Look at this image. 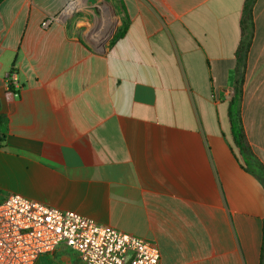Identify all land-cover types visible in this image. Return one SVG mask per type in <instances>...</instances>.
Returning <instances> with one entry per match:
<instances>
[{
  "label": "crops",
  "instance_id": "0c3cea01",
  "mask_svg": "<svg viewBox=\"0 0 264 264\" xmlns=\"http://www.w3.org/2000/svg\"><path fill=\"white\" fill-rule=\"evenodd\" d=\"M245 3L0 1L2 193L150 241L160 264H264V184L232 150ZM253 15L238 115L264 167V0ZM54 255L83 264L67 247L37 264Z\"/></svg>",
  "mask_w": 264,
  "mask_h": 264
},
{
  "label": "built area",
  "instance_id": "2783aa9c",
  "mask_svg": "<svg viewBox=\"0 0 264 264\" xmlns=\"http://www.w3.org/2000/svg\"><path fill=\"white\" fill-rule=\"evenodd\" d=\"M75 3L69 4V13ZM43 22L44 28L54 22ZM7 90L21 88L16 70L5 80ZM67 247L83 264H160L161 252L152 242L124 233L72 211L0 190V264H37Z\"/></svg>",
  "mask_w": 264,
  "mask_h": 264
},
{
  "label": "trees",
  "instance_id": "16d2710c",
  "mask_svg": "<svg viewBox=\"0 0 264 264\" xmlns=\"http://www.w3.org/2000/svg\"><path fill=\"white\" fill-rule=\"evenodd\" d=\"M2 1V0H0ZM256 0H246L243 17H242V40L236 53V83L234 86L235 95L230 102V118L233 127L234 143L232 150H237L244 160L243 168L254 174L264 184V167L258 162L250 144L248 143L246 133L242 127L241 120L235 117V107L239 106L243 97V86L245 79V71L247 66V58L251 48L254 34V5ZM125 33V29L117 38ZM16 92L11 91L8 99L14 98Z\"/></svg>",
  "mask_w": 264,
  "mask_h": 264
},
{
  "label": "rangeland",
  "instance_id": "374dc122",
  "mask_svg": "<svg viewBox=\"0 0 264 264\" xmlns=\"http://www.w3.org/2000/svg\"><path fill=\"white\" fill-rule=\"evenodd\" d=\"M119 35H121V31L117 33L116 38H117ZM234 95H235V91L232 92L231 97L233 98ZM232 98H231V101H232ZM231 101H230V102H231ZM238 107H239V106H236V107H235V117H236V118H238ZM59 257H60V256H58V255H54L51 259H52V261H53L55 264H70V263H68V262H66V261H65V262L62 261V255H61V260H60ZM54 263H53V264H54Z\"/></svg>",
  "mask_w": 264,
  "mask_h": 264
}]
</instances>
